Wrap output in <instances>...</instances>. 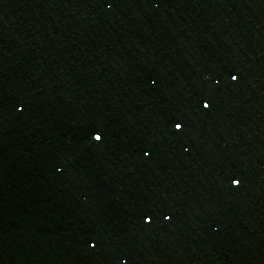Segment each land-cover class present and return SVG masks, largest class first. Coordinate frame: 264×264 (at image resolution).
Wrapping results in <instances>:
<instances>
[{
	"label": "water",
	"instance_id": "1",
	"mask_svg": "<svg viewBox=\"0 0 264 264\" xmlns=\"http://www.w3.org/2000/svg\"><path fill=\"white\" fill-rule=\"evenodd\" d=\"M0 264H264V0H0Z\"/></svg>",
	"mask_w": 264,
	"mask_h": 264
}]
</instances>
